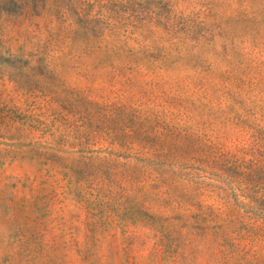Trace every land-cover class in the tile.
I'll list each match as a JSON object with an SVG mask.
<instances>
[{"label":"rangeland","instance_id":"1","mask_svg":"<svg viewBox=\"0 0 264 264\" xmlns=\"http://www.w3.org/2000/svg\"><path fill=\"white\" fill-rule=\"evenodd\" d=\"M53 2L0 18V264H264V0Z\"/></svg>","mask_w":264,"mask_h":264},{"label":"trees","instance_id":"2","mask_svg":"<svg viewBox=\"0 0 264 264\" xmlns=\"http://www.w3.org/2000/svg\"><path fill=\"white\" fill-rule=\"evenodd\" d=\"M73 2V0H71ZM10 4V6H13V13H10L9 11L2 9L0 18L5 16H14L19 17L21 20H32L33 14L35 10L38 9H49L56 7L57 5L53 2V0H0V4Z\"/></svg>","mask_w":264,"mask_h":264}]
</instances>
